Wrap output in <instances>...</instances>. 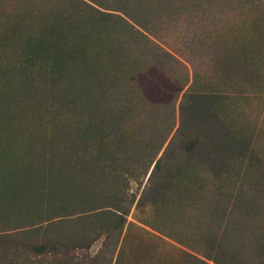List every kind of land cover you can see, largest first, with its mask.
Wrapping results in <instances>:
<instances>
[{"label":"trees","instance_id":"obj_1","mask_svg":"<svg viewBox=\"0 0 264 264\" xmlns=\"http://www.w3.org/2000/svg\"><path fill=\"white\" fill-rule=\"evenodd\" d=\"M34 1L1 38L0 264H264V0ZM133 203L183 253L125 250Z\"/></svg>","mask_w":264,"mask_h":264},{"label":"rangeland","instance_id":"obj_2","mask_svg":"<svg viewBox=\"0 0 264 264\" xmlns=\"http://www.w3.org/2000/svg\"><path fill=\"white\" fill-rule=\"evenodd\" d=\"M37 5L38 2L34 0H0V73L10 69V73L13 77L15 76L16 62L8 60V58L17 54L20 40V37L13 33L14 36L11 43L5 47L4 40L1 39L3 37V28L8 25L11 27L15 23H20V25H24V23L28 24L30 21L32 25H34L37 20ZM32 7V11H35V13L28 16L27 10ZM3 87L4 86L0 84V90H2ZM262 127L264 129V123ZM150 215V210L146 206L138 207L135 203L130 206V211L126 218L122 233V243L125 250H133V248L136 250V247H140L142 250L153 252L156 257L161 258L166 256L169 259L176 258L183 253V248L167 239L155 235L149 229L138 223V221L149 219ZM137 229H139L140 232H138ZM97 247L98 243H95L91 248V252L96 251Z\"/></svg>","mask_w":264,"mask_h":264}]
</instances>
